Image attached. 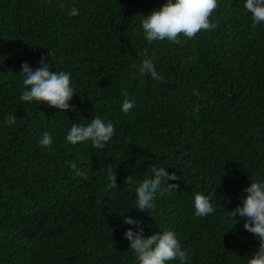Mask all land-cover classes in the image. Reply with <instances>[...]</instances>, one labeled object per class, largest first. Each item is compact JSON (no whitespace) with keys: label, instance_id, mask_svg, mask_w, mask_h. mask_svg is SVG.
<instances>
[{"label":"trees","instance_id":"16d2710c","mask_svg":"<svg viewBox=\"0 0 264 264\" xmlns=\"http://www.w3.org/2000/svg\"><path fill=\"white\" fill-rule=\"evenodd\" d=\"M165 2L0 0V264H137L123 234L138 228L123 215L145 235L174 230L189 264H246L257 250L243 218L224 217L264 178V24L244 0H219L216 28L149 45L140 19ZM145 50L163 81L139 72ZM42 56L72 73L75 111L20 100L22 65L35 69ZM125 91L136 101L127 114ZM9 113L15 125L4 123ZM96 115L114 121L112 141L66 142L73 123ZM45 131L50 147L39 143ZM152 164L176 172L169 183L179 187L158 193L151 210L133 208L125 178L142 179ZM198 191L215 193L214 214L195 215Z\"/></svg>","mask_w":264,"mask_h":264},{"label":"clouds","instance_id":"9594fccd","mask_svg":"<svg viewBox=\"0 0 264 264\" xmlns=\"http://www.w3.org/2000/svg\"><path fill=\"white\" fill-rule=\"evenodd\" d=\"M219 0H166L161 6L153 9L148 14H143L140 19L143 39L149 45L156 41L167 39L170 43H180V36L192 38L202 30H212L217 24L211 19L214 10L218 7ZM243 7L251 14L254 25L264 24V0H244ZM70 16L79 15V9L73 6ZM145 58L137 65L141 74L150 75L157 82L165 77L157 70L153 59L144 53ZM40 66L33 68L25 61L19 72L22 78L23 88L20 100L27 103L47 102L49 107H55L61 112L75 111V106L70 103L77 94L72 73L64 70H53L51 60L42 56ZM199 95V92L196 91ZM125 99L121 104V111L125 114L131 112L136 101L124 92ZM87 120V119H85ZM17 116L9 113L4 123L15 125ZM116 134L114 121L108 116L96 115L88 123H73L66 134V142L76 145L80 142L90 141L93 147L103 148L112 141ZM42 146H51L53 134L45 131L39 141ZM75 174L82 178L88 177L86 169L77 166V162L71 163ZM167 167L152 164L149 174L142 179L133 175L125 178V184L134 186L135 207L140 210H151L155 206L157 194H171L179 187L177 183L180 177L176 172L169 173ZM109 177L113 185L117 184V176ZM244 195L241 202L232 210H228L224 222L239 223L238 218H243V227L252 233L258 240L257 250L248 256L246 264H264V178L251 180L250 185L243 189ZM215 193L198 191L194 193L193 205L197 217H207L216 212L214 204ZM124 225H136L137 229L127 228L124 237L130 241L137 264H170L178 261V264H189L191 257L189 250L184 248L177 233L168 229L145 235L141 222L131 215H123Z\"/></svg>","mask_w":264,"mask_h":264}]
</instances>
